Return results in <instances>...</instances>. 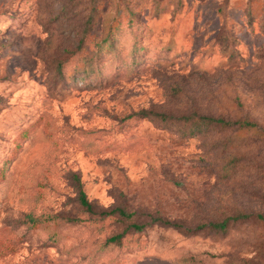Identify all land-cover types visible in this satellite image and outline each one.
<instances>
[{
  "label": "rangeland",
  "instance_id": "374dc122",
  "mask_svg": "<svg viewBox=\"0 0 264 264\" xmlns=\"http://www.w3.org/2000/svg\"><path fill=\"white\" fill-rule=\"evenodd\" d=\"M0 264H264V0H0Z\"/></svg>",
  "mask_w": 264,
  "mask_h": 264
},
{
  "label": "trees",
  "instance_id": "16d2710c",
  "mask_svg": "<svg viewBox=\"0 0 264 264\" xmlns=\"http://www.w3.org/2000/svg\"><path fill=\"white\" fill-rule=\"evenodd\" d=\"M137 50L138 49L136 48V45H135L134 51H137ZM139 114L143 117H146L149 115L148 113H145V112H140ZM154 116H156V117L159 116L160 118L165 119L164 116H160V115H154ZM178 120L183 122L184 124H190V126L188 128L190 136L198 134V133L202 132V130H204L210 126L232 127L235 125H237V126H246L247 125V123H238V122L230 123V122L224 121L222 119H212L209 117L198 116V115H194V114L182 117ZM79 204L85 210L86 213H88L90 215L98 216V217L116 216L120 219L129 221L135 216L134 213H127L124 209H121L118 207L113 208L111 210L97 211L96 207L93 204H91L90 202H88L85 194L81 191L79 192ZM244 218H246V216L236 215V216L227 218L226 220L219 222V223H211L208 225L198 226L194 229V231H199V230H202L204 228H209L212 231L225 232L230 221L237 222L238 220H241ZM29 219H30V221H33L32 218H29ZM152 225H158V226L174 228V229H182L183 228L180 224H177V223H172V222H169L166 220H162L160 218H152L148 225H144V224L140 225V224H136L133 222L127 227V230L133 229L134 231L140 232L146 226H152ZM189 231L190 230H188V232ZM124 233L125 232L109 237L106 240V242L104 243L103 248H108L111 246H119L121 244L122 238L124 237Z\"/></svg>",
  "mask_w": 264,
  "mask_h": 264
}]
</instances>
